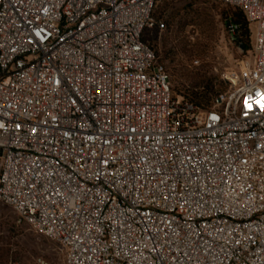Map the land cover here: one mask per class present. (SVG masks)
<instances>
[{"label": "built area", "instance_id": "built-area-1", "mask_svg": "<svg viewBox=\"0 0 264 264\" xmlns=\"http://www.w3.org/2000/svg\"><path fill=\"white\" fill-rule=\"evenodd\" d=\"M160 1L0 0V201L64 264H264V0H222L253 57L207 109L149 43Z\"/></svg>", "mask_w": 264, "mask_h": 264}, {"label": "rangeland", "instance_id": "rangeland-1", "mask_svg": "<svg viewBox=\"0 0 264 264\" xmlns=\"http://www.w3.org/2000/svg\"><path fill=\"white\" fill-rule=\"evenodd\" d=\"M161 0L157 21L162 31L153 30L148 40L158 62L171 74L176 91L202 90L206 84L224 93L229 87L223 75L238 69L241 61L253 57L227 32L222 0ZM170 6L162 10L163 3ZM171 5H174L173 8ZM253 29L254 26L252 25ZM64 264V249L56 241L36 233L14 209L0 201V264Z\"/></svg>", "mask_w": 264, "mask_h": 264}, {"label": "trees", "instance_id": "trees-1", "mask_svg": "<svg viewBox=\"0 0 264 264\" xmlns=\"http://www.w3.org/2000/svg\"><path fill=\"white\" fill-rule=\"evenodd\" d=\"M170 3H174V0H172ZM226 8L222 9V15L225 17V24L227 25V21L231 19L235 24L239 26V30L237 32V36L234 39V42L238 45L239 48H241L244 51H251L253 50V41H254V29L251 25V23L246 18L244 12L236 7H232L230 5H226L223 3ZM158 5V4H157ZM170 6L169 3L165 2L160 7L162 10L167 9ZM174 5H171L173 8ZM156 9L154 11V15H156ZM150 43V41H149ZM150 45L153 47V45L150 43ZM155 50V48L153 47ZM155 53L157 55V52L155 50ZM176 91V89L174 88ZM179 95H182L185 99L193 102L201 109H207L210 108L213 101L214 96V89L213 86L210 84H206V86L202 89H196V90H185V91H176ZM219 94V92H217ZM216 96V95H215Z\"/></svg>", "mask_w": 264, "mask_h": 264}, {"label": "snow or ice", "instance_id": "snow-or-ice-1", "mask_svg": "<svg viewBox=\"0 0 264 264\" xmlns=\"http://www.w3.org/2000/svg\"><path fill=\"white\" fill-rule=\"evenodd\" d=\"M262 106H264V105H262Z\"/></svg>", "mask_w": 264, "mask_h": 264}]
</instances>
